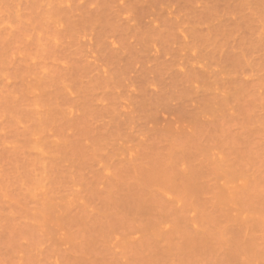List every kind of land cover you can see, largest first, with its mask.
I'll use <instances>...</instances> for the list:
<instances>
[{
  "label": "rangeland",
  "instance_id": "rangeland-1",
  "mask_svg": "<svg viewBox=\"0 0 264 264\" xmlns=\"http://www.w3.org/2000/svg\"><path fill=\"white\" fill-rule=\"evenodd\" d=\"M0 264H264V0H0Z\"/></svg>",
  "mask_w": 264,
  "mask_h": 264
}]
</instances>
